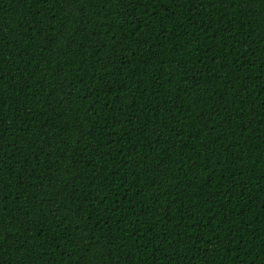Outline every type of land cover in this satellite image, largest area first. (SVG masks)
I'll use <instances>...</instances> for the list:
<instances>
[{
	"label": "trees",
	"instance_id": "obj_1",
	"mask_svg": "<svg viewBox=\"0 0 264 264\" xmlns=\"http://www.w3.org/2000/svg\"><path fill=\"white\" fill-rule=\"evenodd\" d=\"M0 264H264V0H0Z\"/></svg>",
	"mask_w": 264,
	"mask_h": 264
}]
</instances>
